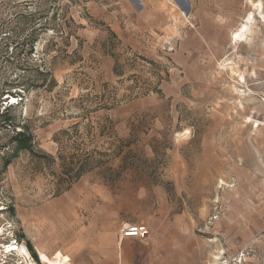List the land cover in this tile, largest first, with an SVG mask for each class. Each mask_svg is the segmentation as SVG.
<instances>
[{"label":"rangeland","instance_id":"obj_1","mask_svg":"<svg viewBox=\"0 0 264 264\" xmlns=\"http://www.w3.org/2000/svg\"><path fill=\"white\" fill-rule=\"evenodd\" d=\"M263 122L264 0H0V264H264Z\"/></svg>","mask_w":264,"mask_h":264},{"label":"bare ground","instance_id":"obj_2","mask_svg":"<svg viewBox=\"0 0 264 264\" xmlns=\"http://www.w3.org/2000/svg\"><path fill=\"white\" fill-rule=\"evenodd\" d=\"M247 27V25H244L238 32L235 33L234 38L236 40H242V38L244 37V33L242 31V29L244 30ZM15 102V101H13ZM13 249H17V251H19L20 253H24V254H28L26 247L23 246H19V247H13ZM12 250V249H10ZM41 258L42 260L46 263V264H68V260L69 258L65 255H63L60 251L57 252L56 256L54 258H49L46 254L41 253ZM30 264H34L33 262H30ZM217 264H225V262H218Z\"/></svg>","mask_w":264,"mask_h":264},{"label":"crops","instance_id":"obj_3","mask_svg":"<svg viewBox=\"0 0 264 264\" xmlns=\"http://www.w3.org/2000/svg\"><path fill=\"white\" fill-rule=\"evenodd\" d=\"M120 231H121V228H120ZM134 238H139V237H123V236H120V241H122L123 249L128 244L127 240H131ZM124 239H127V240L123 242ZM117 240H119L117 233H112L108 237H104V239L101 240V242L103 241L104 245L108 244V245L112 246V248H113L117 244ZM156 247H158V246H156ZM124 251H125V249H124ZM179 252L182 254L183 260H180V261L169 260V261H167L166 264H181V261H182V264H190V262H189L190 259H188V257L186 256L187 250L185 248H181V250H179ZM136 254H137V252H136Z\"/></svg>","mask_w":264,"mask_h":264},{"label":"built area","instance_id":"obj_4","mask_svg":"<svg viewBox=\"0 0 264 264\" xmlns=\"http://www.w3.org/2000/svg\"><path fill=\"white\" fill-rule=\"evenodd\" d=\"M148 233H149V229L147 228L146 225H142V224H136V225H130V224H128V225H126V226H124V227L121 228V234H122L123 237H139V238H144L145 236L148 235ZM7 246L4 249H6L5 251L7 253H9L7 251V248H8ZM9 248H10V246H9Z\"/></svg>","mask_w":264,"mask_h":264},{"label":"trees","instance_id":"obj_5","mask_svg":"<svg viewBox=\"0 0 264 264\" xmlns=\"http://www.w3.org/2000/svg\"><path fill=\"white\" fill-rule=\"evenodd\" d=\"M9 120V119H8ZM21 136V138L18 140L19 142V146L21 147V149L23 148H29V140H31L30 138L27 137V135L25 134V132L20 131L17 136ZM26 135V136H25ZM23 136V137H22Z\"/></svg>","mask_w":264,"mask_h":264}]
</instances>
